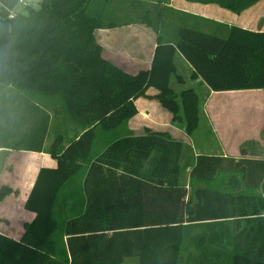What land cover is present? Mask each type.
Here are the masks:
<instances>
[{
	"label": "trees",
	"instance_id": "trees-1",
	"mask_svg": "<svg viewBox=\"0 0 264 264\" xmlns=\"http://www.w3.org/2000/svg\"><path fill=\"white\" fill-rule=\"evenodd\" d=\"M19 1L0 0V124L30 127L7 148L42 152L57 121L64 133L48 150L57 167L40 170L25 204L34 220L19 241L0 235V264H264V158L200 155L185 167L182 141L129 128L155 89L172 121L198 132L201 95L171 87L185 85L178 55L213 92L264 90V32L224 34L151 0H39L13 15ZM184 1L241 14L261 0ZM130 25L156 34L137 74L105 59L96 37Z\"/></svg>",
	"mask_w": 264,
	"mask_h": 264
},
{
	"label": "crops",
	"instance_id": "crops-1",
	"mask_svg": "<svg viewBox=\"0 0 264 264\" xmlns=\"http://www.w3.org/2000/svg\"><path fill=\"white\" fill-rule=\"evenodd\" d=\"M151 3H161L163 8H171L173 12L179 15L178 18L181 16L180 12L185 13V20L189 23H193L194 19L195 21L202 19L204 26L208 25L206 27H211L224 34L232 26L254 32H264V0L241 14H235L214 4L207 5L184 0H151ZM132 26L125 27L130 28ZM122 28L104 31L111 35L109 32L114 34L117 29L122 30ZM143 28L146 31L150 30L146 26ZM151 34L154 36H152L153 39H150L151 47L147 48L145 46L147 42L139 39V47L136 51L131 49V55L123 51L122 49L125 50L123 47L110 49L111 51L106 50L105 45L101 43L104 48L103 56L130 74L148 70L151 68L156 48V34L153 31ZM120 36L111 35L112 38H109L113 40V43H116L123 40ZM117 49H121L122 52L126 53L127 58L120 57L121 52ZM176 65L178 73L185 81V85L180 86L176 79H172L171 87L177 93L186 88H194L201 95L202 112L198 132L193 138L188 137L185 128L179 123L173 122L172 115L154 99L158 94L155 89H150L147 92L148 98L143 97L136 101L138 115L129 122L131 130L136 135H143L145 128H148L153 132L169 133L173 138L182 141L185 144L183 155V165L185 167L200 155L233 157L236 159L243 156L264 158V112L262 114L258 111L257 106L254 105L256 102L245 100L242 96L243 94H250L248 92L264 90L213 92L201 84V80L195 82L190 80L191 67L180 55L176 58ZM132 69H134V72ZM152 117L154 127H151L148 123V120H151ZM256 120L260 121L259 124H256ZM134 121L137 122V129L131 126ZM57 123L60 125L63 124V121H57ZM0 128L7 133V140L4 141L7 144L2 145L0 148V192L3 188L11 189V193L0 201V235L19 241L25 233V224L31 223L35 218L34 214L25 211V204L32 192L38 174L42 168H56L57 163L48 154L51 146L48 140L49 135L43 143L42 152L15 151L7 148L9 147L8 144H12L15 140L11 135L13 125L3 122L0 124ZM57 132L64 133V130L58 127ZM193 142L200 144V147L196 145L195 149ZM188 156L190 157L189 160ZM190 170L191 167H188L187 171ZM124 264H139V261L131 259Z\"/></svg>",
	"mask_w": 264,
	"mask_h": 264
},
{
	"label": "rangeland",
	"instance_id": "rangeland-1",
	"mask_svg": "<svg viewBox=\"0 0 264 264\" xmlns=\"http://www.w3.org/2000/svg\"><path fill=\"white\" fill-rule=\"evenodd\" d=\"M38 1L39 0H30V2H29L28 5H33V7H37ZM25 10H26V6H22V5L19 4L17 6V8L14 10L13 15H15L16 13L25 12ZM153 12H155V11L153 10ZM143 27H144V25H140V26L139 25H133L130 28L123 27L122 30L117 29L114 34H113V32H109L111 35H114V36L121 35L120 37L123 40H120V42H116V43H113V40L111 39L112 38L111 35H109L108 32H106L104 30L98 31L96 37H97V39H98V41H99L100 44L102 43L103 45H105L104 47L106 48V50L111 51L110 49H113V48H116V47H123V48H125V50L124 49H122V50L123 51H126V53H128V54L131 55V52H132L131 49L133 51H136V49L139 47L138 46L139 39H142V41L145 40V42H147V43H145V46L147 48L151 47V41H150V39L151 38L153 39V37H154L152 34L150 35V33H152V30L150 29V30L146 31ZM145 33H147V34L145 35ZM141 36H143V37H141ZM109 37H111V38H109ZM117 50L121 52V54H119L120 57L127 58L126 57V55H127L126 53L122 52L121 49H117ZM147 54L149 55V53H147ZM183 70H184V68H183ZM132 71L134 72V69H132ZM248 93H250V94H243L242 95L244 97V99L245 100H251L253 102H256L254 105L257 106L258 111H260L261 113L264 112V104H262V102H264V91L248 92ZM27 95L31 99H33L35 102H37L39 105L45 104L47 102V100H46L47 98H44L43 96H40V95H35L34 96L32 94H27ZM150 98H152V97L150 96ZM7 99H8L7 98V95L6 96H3V97L0 96V109H3V103L5 105L9 104V101H7ZM256 113L258 114V112H256ZM51 115H53L52 112H51ZM65 115L67 116L66 112H65ZM20 117L23 118L21 115H19V118ZM27 118L28 117H26V119ZM256 119H258V118H256ZM148 121H149L148 123H150L149 125L151 127H154V119H153V117L151 118V120H148ZM255 122H256V124H259L260 121L259 120H256ZM22 124H24V119L22 120ZM52 124H53L52 125V129H51V132L49 134V139H48L50 145L54 142V139L56 138L55 137L56 135H55V132L54 131H56L58 129V123L57 122L56 123L54 122ZM68 125H70V123H68ZM17 126H15L13 128V130L11 131V135L12 136L13 135L18 136V135L26 132V130L29 129L30 124H26L25 126H23V125H19V121H18ZM70 126H71V129H73L72 124ZM131 126H133V127H135L137 129V122L134 121L131 124ZM129 128H130V126H129ZM6 134H7L6 131L4 129L1 130V128H0V141L1 140H7ZM20 140H22V137L21 136H19V138L17 137V140H14V141H20ZM193 145H194L195 149H196V145L198 147H200V144H198V143L196 144V143L193 142ZM201 148H202V145H201ZM189 159H190V157L188 156V160ZM188 172H190V171H188ZM78 178H79V176L74 177L70 181L67 189L69 187L70 188H73V184H74L75 181L78 180ZM188 191H190V188H188ZM63 195H64V193H63ZM63 195L61 196V199H63Z\"/></svg>",
	"mask_w": 264,
	"mask_h": 264
},
{
	"label": "built area",
	"instance_id": "built-area-1",
	"mask_svg": "<svg viewBox=\"0 0 264 264\" xmlns=\"http://www.w3.org/2000/svg\"><path fill=\"white\" fill-rule=\"evenodd\" d=\"M29 2H30V0H20L19 4L22 5V6H26V8L30 7V6H33V5H28Z\"/></svg>",
	"mask_w": 264,
	"mask_h": 264
}]
</instances>
